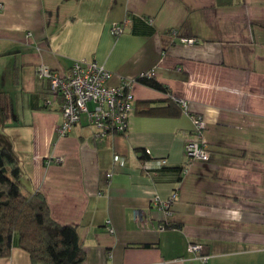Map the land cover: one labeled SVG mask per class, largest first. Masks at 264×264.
<instances>
[{"label":"crops","instance_id":"0c3cea01","mask_svg":"<svg viewBox=\"0 0 264 264\" xmlns=\"http://www.w3.org/2000/svg\"><path fill=\"white\" fill-rule=\"evenodd\" d=\"M0 1V147L14 151L24 187L45 195L52 217L78 226L83 264H264V0ZM79 60L104 65L112 86L153 70L168 89L133 85L126 134L96 137L82 116L63 136L61 98L38 68ZM173 97L203 115L207 160L186 165L189 114L138 113L141 101ZM176 191L167 215L154 198ZM0 264L33 263L14 246Z\"/></svg>","mask_w":264,"mask_h":264},{"label":"built area","instance_id":"2783aa9c","mask_svg":"<svg viewBox=\"0 0 264 264\" xmlns=\"http://www.w3.org/2000/svg\"><path fill=\"white\" fill-rule=\"evenodd\" d=\"M2 9H4V3L0 1V10ZM124 30L123 24H116L112 28V33L120 35ZM182 40L187 43L194 42V38H183ZM38 73L48 80L50 94L61 98L63 122L58 126L60 135H67L84 114L89 123L96 128V137L128 132L129 116L135 102L132 89L133 85L138 82V77L123 80L120 85L112 86L109 84L112 72L104 65L90 60L75 61L65 71L41 65ZM139 77L152 78L155 77V72L150 70L140 74ZM173 99L180 105L183 113L190 115L193 123V129L185 142L186 165L195 161L207 160L210 157V151L204 139L206 122L203 115L190 112L186 99L179 97H173ZM45 103L51 104V99H47ZM147 152L150 154L149 150ZM63 160L62 157L56 159L57 162ZM114 162L119 166H124L126 161L123 156L115 154ZM156 163L161 167L166 164V159H158ZM113 173V170L109 171L107 177H112ZM177 196L176 191L166 201L155 197L154 203L169 215L171 204ZM108 223H110L109 220ZM165 227L166 224H163L161 229ZM109 230L112 232L113 228L109 226ZM188 249L190 252L199 254L203 262H207L208 256L203 253L202 244L191 243Z\"/></svg>","mask_w":264,"mask_h":264},{"label":"trees","instance_id":"16d2710c","mask_svg":"<svg viewBox=\"0 0 264 264\" xmlns=\"http://www.w3.org/2000/svg\"><path fill=\"white\" fill-rule=\"evenodd\" d=\"M137 80L160 90L168 89L155 77ZM137 108L139 114L147 116H177L182 112L173 98L166 105L141 101ZM142 153L143 157L150 156L147 150ZM24 177L11 147H0V256H7L18 246L30 254L33 264H83L86 252L78 226L56 221L41 191H24Z\"/></svg>","mask_w":264,"mask_h":264},{"label":"rangeland","instance_id":"374dc122","mask_svg":"<svg viewBox=\"0 0 264 264\" xmlns=\"http://www.w3.org/2000/svg\"><path fill=\"white\" fill-rule=\"evenodd\" d=\"M86 117H87L86 114H84V115H83V119L86 118ZM24 191L27 192V189L24 188Z\"/></svg>","mask_w":264,"mask_h":264}]
</instances>
